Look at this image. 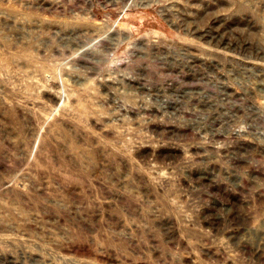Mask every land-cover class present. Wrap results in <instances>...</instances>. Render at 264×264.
<instances>
[{
  "label": "rangeland",
  "instance_id": "374dc122",
  "mask_svg": "<svg viewBox=\"0 0 264 264\" xmlns=\"http://www.w3.org/2000/svg\"><path fill=\"white\" fill-rule=\"evenodd\" d=\"M0 264H264V0H0Z\"/></svg>",
  "mask_w": 264,
  "mask_h": 264
}]
</instances>
